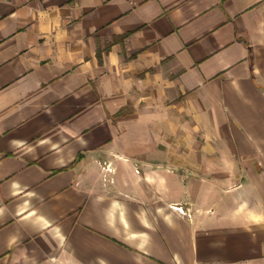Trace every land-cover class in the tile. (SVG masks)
<instances>
[{
	"label": "crops",
	"instance_id": "obj_1",
	"mask_svg": "<svg viewBox=\"0 0 264 264\" xmlns=\"http://www.w3.org/2000/svg\"><path fill=\"white\" fill-rule=\"evenodd\" d=\"M0 264H264V0H0Z\"/></svg>",
	"mask_w": 264,
	"mask_h": 264
}]
</instances>
